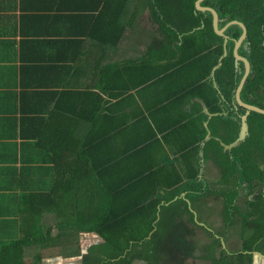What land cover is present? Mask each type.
Returning a JSON list of instances; mask_svg holds the SVG:
<instances>
[{
  "label": "crops",
  "instance_id": "0c3cea01",
  "mask_svg": "<svg viewBox=\"0 0 264 264\" xmlns=\"http://www.w3.org/2000/svg\"><path fill=\"white\" fill-rule=\"evenodd\" d=\"M172 10L171 0H0V248L18 241L51 245L36 246L40 250H57L42 255V263L61 264L63 257L54 245L69 244L77 237L90 235L102 241L96 234L71 231L74 219L80 215L78 206L84 202L82 191L88 188L75 172L76 139L89 130L88 124L80 119V111L82 107L92 110L96 102L93 100L98 97L103 99L105 115L112 111L113 125L128 117L137 124L127 135L118 131L110 140L101 142L99 153L95 154L98 168L114 169L113 165L99 160V155L105 161L110 158L106 163L117 165L125 160L126 148L139 141H145L143 145L151 158L138 157V163L144 162L156 170L165 167L188 170L186 160L194 159L197 154L196 179L210 190L195 204L186 199L191 211L198 222L197 209L207 207L210 199L220 210H225V198L213 192L219 189L228 192L227 184L234 186L235 179L226 178L224 166L214 162L215 144H206L212 139L220 146V141L232 143L228 142L232 133L224 130L229 119H225L224 112L212 111L217 105L211 104L212 98L201 89V84L209 80L198 82L204 68L191 64L172 66L180 55L170 60L166 47L174 48L170 38L175 29L163 21L161 13ZM204 27L201 23L198 30L189 34H196ZM177 33L180 45L185 34ZM195 41L198 47L205 46L204 37ZM144 62L146 65L139 69ZM125 65L131 84L165 71L169 65L177 72L173 75L166 72L162 78L166 81L150 80L138 90H132V97L110 98L105 89L111 86L114 91L123 86L121 70ZM244 73L245 67L243 76ZM212 75L213 70L209 78L217 89ZM217 91L224 100L222 90ZM78 92L87 95L79 97ZM242 92L243 89V102L249 103ZM235 103L242 107L236 96ZM205 128L211 138L206 139L207 133L198 149L192 151L186 145L187 140L195 141L199 136L191 130ZM214 177L216 181H209ZM85 182L92 184L87 178ZM247 185L243 184L239 190L242 204L252 198L247 195ZM77 189H81L80 193ZM185 196L183 193L182 197ZM228 226H234L233 231L228 232L227 228L218 234L207 229L213 238L211 242L220 239L226 244L227 235L232 234H240L244 242L246 233H250L242 234L239 225L238 230L235 225ZM64 228L67 229L62 232ZM207 246L210 254L201 259H214L212 263L218 264L216 259L223 256L221 249H210V245L200 248L207 252ZM29 248L32 247L25 249L24 264L33 261L27 254ZM257 251L264 254V245ZM239 252L242 245L234 255ZM199 257L196 255L195 259ZM263 260L253 257V263Z\"/></svg>",
  "mask_w": 264,
  "mask_h": 264
},
{
  "label": "trees",
  "instance_id": "16d2710c",
  "mask_svg": "<svg viewBox=\"0 0 264 264\" xmlns=\"http://www.w3.org/2000/svg\"><path fill=\"white\" fill-rule=\"evenodd\" d=\"M197 0H171L172 12L162 11L165 22L173 25L171 42L174 48H167L169 59L180 55L176 64L193 67L201 66L204 72L197 77L198 82L208 78L201 84V89L212 98L213 112H224L229 119L224 130L232 135L228 142L237 139L241 128V117L246 110L235 103L236 90L241 82L244 72V64L237 67L233 54L235 42L241 37L243 29L239 25H231L225 32L229 37L228 55L223 59L222 66L216 70L215 81L217 89H221L224 95H218L212 80L209 78L213 68L219 63L224 53L223 37L218 36L213 28V15L210 12H202L196 9ZM202 6L211 7L218 12L220 17L219 27L223 28L231 21L242 22L247 28V38L239 48V54L246 57L251 63V73L243 87L242 95L251 105L264 109V0H204ZM205 24V27L196 34H189L192 30ZM185 34L182 44L179 45L178 33ZM205 40L204 47H198L195 38ZM248 39V41H247ZM147 62L141 64L142 69ZM128 65L121 70L124 77L123 86L120 89H105L110 98L132 97V90H138L150 80L166 81V72L176 74L172 66L156 72L154 76H148L135 84L130 83ZM117 67V65H116ZM135 68V67H134ZM162 79V80H161ZM130 94V95H127ZM84 92H78V96H86ZM251 97V98H250ZM101 97L95 98L93 109L80 111L81 120L89 126L85 136L76 139L75 172L76 177L85 186L84 202L78 206V216L74 219L71 231L76 234H96L102 241L88 247L85 252H79L80 264H188L190 259L196 258V229L200 227L191 211L192 206L188 199L195 204L197 199L207 194L210 190L204 182H198L197 166L198 157L186 160L188 170H169L167 167L156 170L146 163H138L139 159L151 158L149 151L143 142L133 144L126 148L125 160L116 163L104 164L114 166L101 170L96 166V155L99 153V145L102 141L110 140L118 131L127 135L137 126L131 122L130 117L119 124L113 125V120L105 115V106ZM83 101V99H81ZM157 105V110H158ZM153 117V115L151 116ZM232 120H231V119ZM249 136L232 152H224L219 142L210 140L206 145L215 144L214 162L224 166L226 178L235 179L234 186L227 184L228 192L217 190L216 196H222L224 200V213H226L229 225H239L242 234L246 231L248 239L242 245V252L237 255L226 256L222 249L220 239H216L210 245L212 248H220L222 257L216 259L217 263L224 264H253V253L260 249L255 247L264 239V114L252 111L248 116ZM198 127L197 129H199ZM192 129L197 140L188 139L187 147L192 151L198 149L200 141L204 140L208 131ZM132 130V132H133ZM219 154L221 155L220 157ZM136 160V162H135ZM140 162V161H139ZM117 169V170H116ZM186 176V178H184ZM85 178L92 183L85 182ZM184 179V181H183ZM186 181V182H185ZM183 182H185L183 184ZM222 182H228L223 181ZM246 183L247 195L251 200L241 204L239 190ZM80 193L81 189L76 190ZM185 193V198L182 194ZM79 198V197H78ZM246 199H248L246 197ZM88 210V212L84 213ZM73 220V219H72ZM203 228V227H202ZM65 229H62L63 232ZM210 233V231H207ZM29 241H18L0 248V264H24V253L28 247H49L51 245H28ZM264 245V244H262ZM61 255V245H54ZM209 251V248L207 246ZM59 255V256H60ZM224 257V258H223ZM226 259V260H224ZM60 262H64L60 260ZM34 264L42 263L39 255L34 258ZM26 264V263H25Z\"/></svg>",
  "mask_w": 264,
  "mask_h": 264
},
{
  "label": "rangeland",
  "instance_id": "374dc122",
  "mask_svg": "<svg viewBox=\"0 0 264 264\" xmlns=\"http://www.w3.org/2000/svg\"><path fill=\"white\" fill-rule=\"evenodd\" d=\"M141 49L143 47H140ZM211 172H213V170H211ZM209 181H216V178L214 177L213 179H209ZM215 203L213 201V199H210L208 201L207 207H204L203 209H197L198 213L196 212V214L198 215V225L200 226L201 224H205V228L203 227H197V234L194 238L196 245H197V250H196V255L198 257V255L200 256L197 261V259H191L189 260V264H213V260H205L201 259V256H205L206 254H210L209 251H203L202 248H200V245H207V244H211L213 238L211 239V237H209L210 235H208V230L211 231H215L216 233L220 234L222 232H225L228 228V232L233 231V227L229 228L228 226V222L226 221L225 217H226V213H224V211L220 210L218 204H213ZM218 203V202H217ZM211 204H213L212 207ZM201 221L203 223H201ZM223 222H227L228 224H226L225 226H223ZM235 229H237L238 225H235ZM216 234V235H218ZM248 239V235H246V240ZM70 241V240H69ZM100 242V240L96 237H94L93 235H90L88 237H77L75 238V240H71V243L69 244H65V245H61L62 248V253L60 256L63 257L64 262H60L61 264H80L79 261V252L80 251H85L86 249H88L89 246H91L92 244L98 243ZM258 245H255V247H261L262 244H264V239L260 240L258 243ZM241 245H245V242L242 241V238L240 236V234H235V235H231V237H229L227 235L226 238V248H225V254L226 256H232L234 255V251L237 250L239 247H241ZM223 247V246H222ZM56 250V249H55ZM57 251V250H56ZM56 251H52V249H42L40 250L38 247H32L27 249V254L29 257H31L34 261V257L36 255H38V253L41 252V254L39 255L40 257H42V255L44 254H48V253H53ZM57 254V253H56ZM33 261L31 262V264H34ZM217 262V261H216ZM230 262V260H227L226 262H220V264H224V263H228ZM257 264H264V260L263 261H255ZM254 263V264H256ZM135 264H143L142 262H136Z\"/></svg>",
  "mask_w": 264,
  "mask_h": 264
},
{
  "label": "water",
  "instance_id": "95a60500",
  "mask_svg": "<svg viewBox=\"0 0 264 264\" xmlns=\"http://www.w3.org/2000/svg\"><path fill=\"white\" fill-rule=\"evenodd\" d=\"M203 1L204 0H197L196 1L197 10L198 11H202V12H210L213 15V28H214V31L217 33V35H219V36H221V37H223L225 39L224 53H223L222 57L220 58V61H219L218 65L215 66L214 69H213L212 77L214 78L215 87H217V84L215 82V71L222 66L223 59L228 55L227 44H228V41H229V37L225 34V31L231 25H239L243 29V33H242L241 37L235 42V47H234V50H233V54H234V57H235V64L237 66H239L241 62H243L244 65H245L244 76L241 79V82H240V84H239V86H238V88L236 90V101H237L238 105H240L243 108H245L246 113L241 117V128H240V132H239V135H238L237 139L234 142H232L231 144H225L222 141H220V143H221L222 147L224 148V150L227 151V152H231L234 148L240 146L247 139V137L250 134L249 133V125L247 123L248 116L250 115V113L252 111H255V112L264 114V109H262V108H260L258 106H255V105H251V104L245 103V102H243V100L241 98V91H242V89H243V87H244V85H245V83L247 81V78L249 77V75L251 73V63H250V61L246 57H243L242 55L239 54V48L241 47L242 43L247 38V28H246V26L242 22L231 21L225 26V28L220 29L219 28L220 17L218 15V12L215 9L211 8V7L202 6L201 3ZM210 138H211L210 132H208V135H207L206 139H210ZM222 246H223V248H226V244L224 243V241H222ZM252 253H253L254 257L257 256L258 258L259 257H263L264 258V254H262L259 251H254Z\"/></svg>",
  "mask_w": 264,
  "mask_h": 264
},
{
  "label": "flooded vegetation",
  "instance_id": "af4514ba",
  "mask_svg": "<svg viewBox=\"0 0 264 264\" xmlns=\"http://www.w3.org/2000/svg\"><path fill=\"white\" fill-rule=\"evenodd\" d=\"M218 188H219V187H218ZM220 188L223 189L224 186H221ZM238 202L242 204L241 200H239ZM253 264H254V263H253Z\"/></svg>",
  "mask_w": 264,
  "mask_h": 264
}]
</instances>
